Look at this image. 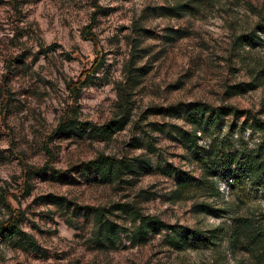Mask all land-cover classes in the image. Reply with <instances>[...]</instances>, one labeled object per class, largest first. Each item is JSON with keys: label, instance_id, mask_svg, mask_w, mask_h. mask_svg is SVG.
<instances>
[{"label": "rangeland", "instance_id": "374dc122", "mask_svg": "<svg viewBox=\"0 0 264 264\" xmlns=\"http://www.w3.org/2000/svg\"><path fill=\"white\" fill-rule=\"evenodd\" d=\"M184 2L0 0V222L19 217L36 242L0 236V264H263L264 236L231 235L237 217L264 225V187L221 172L214 189L180 188L170 168L195 182L206 174L181 142L192 126L166 109L233 107L221 128L197 132L202 151L264 157V0L153 10ZM252 32L261 42L242 44ZM130 69L144 73L138 82ZM123 115L128 123L109 140L58 130L66 119L103 125ZM100 155L153 167L105 183L89 164ZM141 216L166 226L133 240ZM106 219L121 226L120 239L105 241ZM185 227L201 235L177 248L172 230Z\"/></svg>", "mask_w": 264, "mask_h": 264}, {"label": "trees", "instance_id": "16d2710c", "mask_svg": "<svg viewBox=\"0 0 264 264\" xmlns=\"http://www.w3.org/2000/svg\"><path fill=\"white\" fill-rule=\"evenodd\" d=\"M195 1L197 0H185V2L179 4L177 8L170 6H158L153 8V10H155L158 14H176L179 9H184L185 7L192 8L191 3H194ZM199 1L200 0H198V2ZM86 36L93 41L96 40L95 37H92V33L91 35ZM239 38L242 40V44L248 45H255L256 43L261 42L259 41L260 39L262 40L259 35H256L253 32L241 35ZM103 63L104 62L102 59L97 64L95 70L101 68ZM135 71H140V68ZM143 74L144 73H133L130 69V80L133 82H138V78ZM246 90L248 89L241 88L237 92H243ZM166 111L177 114L178 116H182L192 126L191 131H181V142L184 144L185 148H187L192 153L193 158L202 163L203 170L206 174L203 181L198 180L195 182L194 180L190 179L189 176H186L185 172L179 170L178 168H170L169 172L172 174L174 170V175L180 181V188H187L196 183L202 187L214 189L216 188V180L218 179V176H221V172L224 174L223 176L227 181L233 180L240 175L248 178L254 177L257 180L256 186L264 187V178L262 174L264 173L263 155H246L244 153L239 155L238 153L226 154L224 151H218L214 156H211V150L202 151V147L198 144L199 136L197 135V132H199L201 129L212 126L221 128L226 116L232 113L236 114V110L233 107H213L206 103L197 102L170 106L167 107ZM127 123L128 118L126 115L121 116L117 120L109 121L103 125H90L88 123L83 124L79 123L75 119H66L59 124L58 130L65 133L71 128L72 131L76 133L87 132V135L93 139L109 140L113 134L119 130H122ZM262 125L263 123L261 122L258 127L264 132V126ZM89 164L95 169L101 180L105 183H115L116 181H122L123 177L126 175H135L136 178V176H140L144 174V172H150L153 167L151 161L144 158H136L134 160H120L116 157L107 155H100L95 160L89 162ZM103 211L104 208L96 209V216L103 218ZM196 211L218 213L221 210L216 209L208 204H200L197 206ZM219 215L222 216L221 214ZM141 217L143 218L142 224L140 226L141 231H138V233L132 235L133 240H144L150 235L151 232H160V229L166 226L165 223L157 218L144 216ZM18 221L19 217L11 215L9 219L0 222V236L13 237L15 235H19L20 238L23 237L26 240L28 238L30 244L34 246L36 244L34 238L20 230ZM232 225V237L234 236L238 238L242 233L241 231H247L244 232V236L248 238L250 243H255V240H260L264 236V225L257 221H252V219L248 217L234 218ZM104 226H106V234L103 236L105 241L108 239L112 240L116 237L117 239L121 238V231H118V229H121V226H118L117 229V224L109 222L108 219H106ZM104 226L101 227L102 230L105 231ZM172 231L174 232V235L171 238L173 240V244H175L177 248H183L184 244L189 242V240H195L197 236L201 235L197 230L187 227L183 228V234L181 235L177 232V230Z\"/></svg>", "mask_w": 264, "mask_h": 264}]
</instances>
